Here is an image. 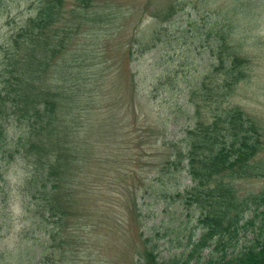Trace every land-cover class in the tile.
Listing matches in <instances>:
<instances>
[{
	"label": "trees",
	"instance_id": "trees-1",
	"mask_svg": "<svg viewBox=\"0 0 264 264\" xmlns=\"http://www.w3.org/2000/svg\"><path fill=\"white\" fill-rule=\"evenodd\" d=\"M152 2H143L146 12L136 20L142 8L127 15L111 0H36L32 12L0 44V163H24L23 206L40 219L43 252L57 248L58 259L65 243L77 241L78 228L88 218L96 182L88 175L100 169L95 148L101 152L100 139L110 137V121L98 120L95 113L116 107L121 92L135 89L130 68L126 85H119L123 66L116 58L109 61L110 45L115 41L118 56L132 60L134 50L147 47L142 21L149 18L145 27L154 45L167 33L165 22L182 9L173 0L147 12ZM127 20H134V30L126 44L118 38L129 28ZM187 23V28L194 25L202 45L215 38L208 48L214 60L188 91L193 124L178 137L163 136L168 152H162L160 167L167 173L185 171L188 184L169 193L193 209L200 230L195 238L188 236L186 253L159 260L154 246L144 245L132 264H264V207L256 203L247 216L250 205L263 197L241 196L235 187L237 179L258 174L256 156L263 145L254 117L230 102L250 60L219 15L202 14ZM200 28L205 29L198 32ZM247 224L250 235L239 243Z\"/></svg>",
	"mask_w": 264,
	"mask_h": 264
},
{
	"label": "rangeland",
	"instance_id": "rangeland-1",
	"mask_svg": "<svg viewBox=\"0 0 264 264\" xmlns=\"http://www.w3.org/2000/svg\"><path fill=\"white\" fill-rule=\"evenodd\" d=\"M35 1L0 0V44L32 12ZM111 1L128 15L135 8H142L145 0ZM170 1L173 0H153L147 12L153 13ZM178 1L182 9L172 14L171 22H165L168 27L162 41L151 43L145 27L149 18H145L141 30L147 32L144 40L147 47L134 50L132 60L118 56L120 47L115 41L110 45L109 61L116 58L123 66L119 85H126L130 68L135 89L131 92L126 88L120 93L121 104L100 107L95 113L98 120L110 121V137L100 139L101 152H97L99 147L95 148L100 169L88 175L90 180H96L89 194L88 218L78 228L77 241L65 243L63 258L58 259L57 248L59 254L56 250L43 252L40 235L43 229L37 223L40 219L23 206L20 187L27 177L24 163L20 159L0 163V264H132L137 259V250L142 251L144 245L154 246L159 260L187 252L188 236L192 234L195 238L200 229L193 209L186 208L169 191L182 190L189 179L184 170L167 173L160 167V157L162 152H168L162 143L163 136L178 137L193 124L188 91L214 60L208 48L215 38H208L202 45L195 37L194 25L187 28V21L202 14L205 17L216 14L225 20V31L232 33L236 46L250 60L247 76L238 82L230 102L254 117L263 133V145L256 156L258 174L237 179L235 187L241 196L260 193L263 197L250 205L247 216L253 213L256 203L259 208L264 207V0ZM145 12V7L139 10L136 20ZM133 22L127 20L129 28L118 38L126 44L127 36L134 30ZM115 66L107 71L112 72ZM204 112L202 109L200 115ZM251 229L247 224L240 230L239 243L249 237ZM206 252L207 249L203 254Z\"/></svg>",
	"mask_w": 264,
	"mask_h": 264
}]
</instances>
